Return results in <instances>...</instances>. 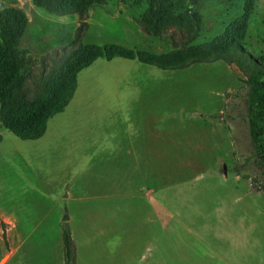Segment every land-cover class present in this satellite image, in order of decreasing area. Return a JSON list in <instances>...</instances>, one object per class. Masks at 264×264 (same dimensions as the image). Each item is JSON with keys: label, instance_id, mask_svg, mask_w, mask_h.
I'll return each mask as SVG.
<instances>
[{"label": "rangeland", "instance_id": "obj_1", "mask_svg": "<svg viewBox=\"0 0 264 264\" xmlns=\"http://www.w3.org/2000/svg\"><path fill=\"white\" fill-rule=\"evenodd\" d=\"M0 5L26 15L22 93L34 100L81 44L181 60L243 1L198 0L193 41L174 27L146 32L145 0H107L81 16L33 0ZM241 42L264 67V0L253 1ZM246 77L224 60L163 69L97 58L41 137L0 122V264H65L64 222L76 264H264V156L249 135Z\"/></svg>", "mask_w": 264, "mask_h": 264}, {"label": "trees", "instance_id": "obj_2", "mask_svg": "<svg viewBox=\"0 0 264 264\" xmlns=\"http://www.w3.org/2000/svg\"><path fill=\"white\" fill-rule=\"evenodd\" d=\"M242 13L220 34L195 45L181 60H168L169 54L156 55L145 50L133 52L115 44H81L44 81L40 94L29 100L22 93L23 72L27 67V51L20 48L27 18L17 7L0 5V122L23 140L43 135L47 120L64 110L77 86V75L95 59L123 57L163 69L186 68L193 63L224 60L235 63L247 73V120L249 135L256 154L264 156V67L260 58L252 57L241 42L245 24L254 0H242ZM146 8L138 17L144 30L159 35L170 27L184 32L193 41L199 32L201 15L195 10L198 0H145ZM36 7L57 15H83L94 5L107 0H33ZM63 257L65 264H76L75 249L67 222L62 227Z\"/></svg>", "mask_w": 264, "mask_h": 264}, {"label": "crops", "instance_id": "obj_3", "mask_svg": "<svg viewBox=\"0 0 264 264\" xmlns=\"http://www.w3.org/2000/svg\"><path fill=\"white\" fill-rule=\"evenodd\" d=\"M145 151H149V148H146ZM146 154H148V153H146Z\"/></svg>", "mask_w": 264, "mask_h": 264}]
</instances>
